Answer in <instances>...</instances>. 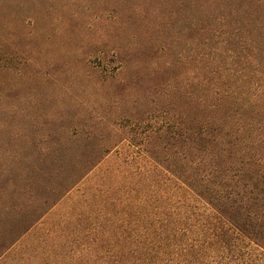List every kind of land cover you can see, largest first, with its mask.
Returning <instances> with one entry per match:
<instances>
[{
  "label": "trees",
  "instance_id": "1",
  "mask_svg": "<svg viewBox=\"0 0 264 264\" xmlns=\"http://www.w3.org/2000/svg\"><path fill=\"white\" fill-rule=\"evenodd\" d=\"M195 1L181 54L193 75L162 114L112 125L80 154L0 152V264H264V0ZM112 152L103 183H129L131 199L65 200ZM46 176L52 199L21 200Z\"/></svg>",
  "mask_w": 264,
  "mask_h": 264
},
{
  "label": "rangeland",
  "instance_id": "2",
  "mask_svg": "<svg viewBox=\"0 0 264 264\" xmlns=\"http://www.w3.org/2000/svg\"><path fill=\"white\" fill-rule=\"evenodd\" d=\"M196 8L195 0H0V152L80 154L88 140L112 136V125L128 130L162 114L165 92L193 75L181 54L194 47ZM228 18L236 33L237 15ZM114 157L64 199H131L129 183H103L116 173ZM57 168L44 173L56 177ZM49 179L26 185L21 200L52 199Z\"/></svg>",
  "mask_w": 264,
  "mask_h": 264
}]
</instances>
